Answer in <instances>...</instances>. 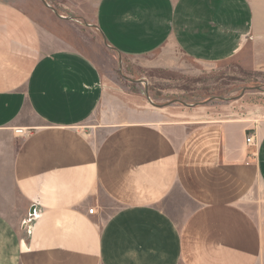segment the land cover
<instances>
[{
	"label": "crops",
	"instance_id": "obj_1",
	"mask_svg": "<svg viewBox=\"0 0 264 264\" xmlns=\"http://www.w3.org/2000/svg\"><path fill=\"white\" fill-rule=\"evenodd\" d=\"M44 1L0 0V264H264V119L117 90L76 33L263 71L264 0Z\"/></svg>",
	"mask_w": 264,
	"mask_h": 264
},
{
	"label": "rangeland",
	"instance_id": "obj_2",
	"mask_svg": "<svg viewBox=\"0 0 264 264\" xmlns=\"http://www.w3.org/2000/svg\"><path fill=\"white\" fill-rule=\"evenodd\" d=\"M86 24L81 21L76 29L77 36L83 39L81 47L102 68L113 88L128 90L143 97L144 83L137 86L133 81L148 80L147 93L155 104L177 99L194 107H209L205 116L214 112L210 107L222 106L226 115L251 120L264 119V70L228 66L207 71L183 58L180 60L189 66L188 69H150L148 64L152 61L151 57L118 54L104 45L96 29ZM220 96L227 99H217ZM174 104L183 106L180 102L170 105Z\"/></svg>",
	"mask_w": 264,
	"mask_h": 264
},
{
	"label": "water",
	"instance_id": "obj_3",
	"mask_svg": "<svg viewBox=\"0 0 264 264\" xmlns=\"http://www.w3.org/2000/svg\"><path fill=\"white\" fill-rule=\"evenodd\" d=\"M42 1V3H43V5L45 6V7H49L51 10H53L54 12H55V14H56V16L57 17H59V18H62L56 11H55V9L53 8V7H51L48 3H46L44 0H41ZM100 34H101V36H102V39H103V43H104V45L107 47L108 45H107V42H106V39H105V36H103V34H102V32H100ZM128 80H130V81H132L131 79H128ZM136 82H143L144 83V94H145V97L147 98V100H148V102L151 104V105H153V106H155V107H157V108H159V107H163V106H167V105H170V104H172V103H174V102H180L183 106H193L192 104H190V105H188V104H186L185 102H182V101H179V100H177V99H174V100H172V101H170V102H167V103H165V104H155L152 100H151V98L148 96V93H147V83H145V81H141V80H136ZM243 93V91L240 93V94H242ZM217 99H224V100H226L227 98H223V97H217Z\"/></svg>",
	"mask_w": 264,
	"mask_h": 264
},
{
	"label": "built area",
	"instance_id": "obj_4",
	"mask_svg": "<svg viewBox=\"0 0 264 264\" xmlns=\"http://www.w3.org/2000/svg\"><path fill=\"white\" fill-rule=\"evenodd\" d=\"M13 132H15V134L18 135L19 137L20 136L26 137L31 133V129L28 127H20V128L13 129ZM245 140H246V144L248 146L254 145L253 137L250 134L246 136ZM253 155H254V152L251 154V156H253ZM88 212L92 214L94 212V208H89Z\"/></svg>",
	"mask_w": 264,
	"mask_h": 264
}]
</instances>
